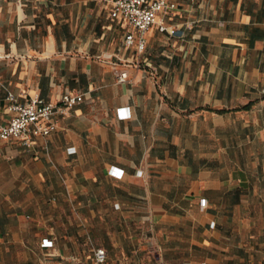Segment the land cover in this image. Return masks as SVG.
<instances>
[{
  "label": "crops",
  "instance_id": "0c3cea01",
  "mask_svg": "<svg viewBox=\"0 0 264 264\" xmlns=\"http://www.w3.org/2000/svg\"><path fill=\"white\" fill-rule=\"evenodd\" d=\"M179 3L138 55L123 47L111 0H0V124L13 114L10 93L84 95L32 147L0 140V249L20 244L23 222L41 230L51 211L74 207L151 215L154 229H187L194 246L243 255L254 226L243 220V189L255 176L220 167L228 150L264 146V0ZM44 239L54 240L35 237Z\"/></svg>",
  "mask_w": 264,
  "mask_h": 264
},
{
  "label": "rangeland",
  "instance_id": "374dc122",
  "mask_svg": "<svg viewBox=\"0 0 264 264\" xmlns=\"http://www.w3.org/2000/svg\"><path fill=\"white\" fill-rule=\"evenodd\" d=\"M70 1L74 4L76 0ZM41 9L38 7L39 11ZM102 19L106 24V18ZM113 39V34L107 32L106 40ZM263 148V142L258 141L256 148L250 151L228 150L226 157H221V173L229 174L235 168L246 166L255 176L251 186L243 189V220L254 225L243 241V255L220 256L219 245L214 248L194 246L187 229H154L151 215L132 214L129 218L121 213L78 214L74 207H68L62 214L51 211L50 220L41 230L34 227L42 223L29 218L30 221L23 222L22 226H29L30 231L24 230L18 246L0 249V264H264ZM35 237L53 238L54 246L43 248ZM98 248L107 252L103 263L95 260ZM208 257L212 258L211 262L207 261Z\"/></svg>",
  "mask_w": 264,
  "mask_h": 264
},
{
  "label": "built area",
  "instance_id": "2783aa9c",
  "mask_svg": "<svg viewBox=\"0 0 264 264\" xmlns=\"http://www.w3.org/2000/svg\"><path fill=\"white\" fill-rule=\"evenodd\" d=\"M181 9L179 0H111V17L123 22L126 33L123 39V47L131 49L135 54H142L147 47L148 31L152 27L158 30L168 31L166 19H172ZM171 34L183 36L181 31H173ZM128 77L127 71L118 74V81L124 82ZM10 105L7 110L12 114L8 122L0 124V140L16 141L26 147H32L39 137H47L56 128L58 117L65 111L84 100L81 93H65L61 100L54 103L46 101L40 96L32 97L25 102L9 94ZM121 118H130L128 107L118 109ZM206 199H202L201 205H206ZM54 245L52 239H44L42 247L50 248ZM107 259L104 248L95 251L97 263H103Z\"/></svg>",
  "mask_w": 264,
  "mask_h": 264
},
{
  "label": "trees",
  "instance_id": "16d2710c",
  "mask_svg": "<svg viewBox=\"0 0 264 264\" xmlns=\"http://www.w3.org/2000/svg\"><path fill=\"white\" fill-rule=\"evenodd\" d=\"M245 108H247V106Z\"/></svg>",
  "mask_w": 264,
  "mask_h": 264
}]
</instances>
